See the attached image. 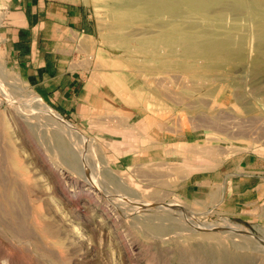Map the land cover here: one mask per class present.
I'll list each match as a JSON object with an SVG mask.
<instances>
[{
  "label": "rangeland",
  "instance_id": "1",
  "mask_svg": "<svg viewBox=\"0 0 264 264\" xmlns=\"http://www.w3.org/2000/svg\"><path fill=\"white\" fill-rule=\"evenodd\" d=\"M145 1L85 0L69 113L0 49V264H264V174L242 176L264 170V0H177L162 28L133 15ZM171 26L198 44L230 37L241 58L154 43Z\"/></svg>",
  "mask_w": 264,
  "mask_h": 264
},
{
  "label": "crops",
  "instance_id": "2",
  "mask_svg": "<svg viewBox=\"0 0 264 264\" xmlns=\"http://www.w3.org/2000/svg\"><path fill=\"white\" fill-rule=\"evenodd\" d=\"M0 7L9 10L0 22L3 59L48 103L61 113H69V101L74 99L70 94L84 72L75 65L83 58L80 47L93 34L85 0H0ZM257 168L243 166L248 174L242 176L260 178L264 170ZM258 187V183L252 184L251 193Z\"/></svg>",
  "mask_w": 264,
  "mask_h": 264
},
{
  "label": "bare ground",
  "instance_id": "3",
  "mask_svg": "<svg viewBox=\"0 0 264 264\" xmlns=\"http://www.w3.org/2000/svg\"><path fill=\"white\" fill-rule=\"evenodd\" d=\"M185 1L190 2L192 4V11H197V12L203 11V8L205 9L206 5L207 6H208V4L211 5L210 3H206L204 0H203L204 2L201 0H185ZM144 5H145L144 7H142V8L139 7L137 10L132 11L133 15L137 18H145V19H150L154 22H157L159 27L170 26L171 21H173V18H175L177 16V14H175V13H176L178 6H179L177 0H174V2H170L169 0H146L144 2ZM230 5H231V11H233L235 14H238V15L242 11H245V9H246V4L240 3V2H234ZM233 12H231V13H233ZM244 13H242V14H244ZM163 18H171L172 20L162 21ZM219 19L223 20V17L218 18V20ZM206 33H208V32H205V34ZM211 34H210V36H211ZM180 35H181V32L176 27H172V29H170L169 31H167L163 35L159 36L157 38V40L154 41V43H160L163 46L170 49L172 52L174 49V51L177 55H180L183 57L186 56V57H196V58H203V59H205L207 57H213V59H214L217 56H222L225 59H232V58L240 59L241 58V45L237 41H232V38H230V37L225 38L223 40H216L212 37L213 39L208 38L205 43L202 41L204 44H200L201 42L198 44L192 40L191 34H189V33L184 34L182 36L183 38H180ZM261 37L264 38V35H261ZM179 39L182 41H185L187 43V46L179 47V43H180ZM178 49H181V51H179ZM208 59H210V58H208ZM32 100L45 113H47L49 116H52L53 118H55L57 123L59 122L62 126L67 128L68 132H69V129L71 130L70 133H72L74 131V128L68 122L64 121L55 111H53L48 106H46L38 96H33ZM74 135H76L75 132H74ZM59 144H61V143H59ZM66 150H68V149H66ZM69 153L67 155H70ZM65 155H66V153H65ZM71 155H72L71 156V162L69 161L68 163L71 164V166L73 165L76 169H79L81 165L79 163L80 161H78V160L80 158L78 159V155H76V156H73V154H71ZM108 174H110V173H108ZM108 174H106V176ZM106 178H108V177H106ZM108 179H110V178H108ZM160 219H162V218H160ZM159 221H161V220H159Z\"/></svg>",
  "mask_w": 264,
  "mask_h": 264
},
{
  "label": "built area",
  "instance_id": "4",
  "mask_svg": "<svg viewBox=\"0 0 264 264\" xmlns=\"http://www.w3.org/2000/svg\"><path fill=\"white\" fill-rule=\"evenodd\" d=\"M8 11L5 8L0 7V21L5 20Z\"/></svg>",
  "mask_w": 264,
  "mask_h": 264
}]
</instances>
